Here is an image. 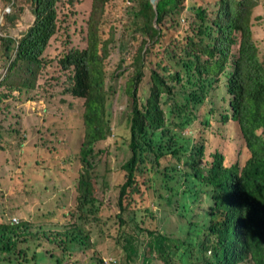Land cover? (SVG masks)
Masks as SVG:
<instances>
[{
    "label": "trees",
    "instance_id": "16d2710c",
    "mask_svg": "<svg viewBox=\"0 0 264 264\" xmlns=\"http://www.w3.org/2000/svg\"><path fill=\"white\" fill-rule=\"evenodd\" d=\"M5 1L14 7L19 0ZM22 1L33 16L32 24L19 38L0 37V56L7 66L0 87L19 93L34 88L49 63L43 54L62 26L61 0ZM110 2L91 0L84 48H68L57 59L67 76L64 92L82 100L81 169L76 186L80 218L87 221L90 215L99 223L114 220L113 229L104 236L121 245L127 261L139 256L136 243L143 233L149 239L144 264L154 255L164 264H264V59L252 29L261 0H213L211 10L192 5L193 21L185 36L180 34L178 16L187 8V0H159L155 8L149 0H134L132 24L126 31L132 32L135 49L128 55L132 71L123 89L129 100V157L121 165L125 181L119 188L118 213L106 206L105 216L104 204L96 205L99 176L95 170L104 153L96 144L111 136L105 61L114 33L104 32ZM66 3L72 6L74 0ZM153 48L159 53L154 61L148 59ZM142 84L147 88L144 97ZM214 98L221 104L216 113L220 123L234 124L242 140V157L230 164L218 151L210 154L211 160L205 159L206 132L194 141L179 136L196 121L198 107ZM213 112L209 108L208 114ZM146 172L156 178L162 175L164 198L171 202L179 197L177 210L183 218L190 217L200 196L210 201L203 213L206 222L193 224V239L190 230V239L180 240L140 226L135 210L152 216L148 208L134 205L136 197L143 196L139 180ZM123 214L135 231L126 230ZM14 225L0 223L2 254L16 249L20 235H32L25 223L23 228ZM70 229L42 236L61 251L68 249L67 242L84 244L81 227Z\"/></svg>",
    "mask_w": 264,
    "mask_h": 264
},
{
    "label": "rangeland",
    "instance_id": "374dc122",
    "mask_svg": "<svg viewBox=\"0 0 264 264\" xmlns=\"http://www.w3.org/2000/svg\"><path fill=\"white\" fill-rule=\"evenodd\" d=\"M213 3V0H187V8L178 16L181 36L187 35L193 21L194 12L189 7L201 5L211 10ZM260 3L254 12L258 18L252 29L264 59V0ZM90 6L91 0H74L72 6L61 0L58 16L62 26L43 54L49 63L39 74L34 88L19 93L0 87V223H13L19 228H23L21 226L25 223L32 233L20 235L16 249L11 253H0V264H96L99 260L102 264H144L142 256L149 240L145 234L140 233L136 243L139 256L127 261L121 245L104 236L113 229L114 220L99 223L88 215L89 219L85 221L77 210L76 186L81 169L78 154L83 138L82 100L64 92L67 76L61 71L57 59L68 48H84ZM134 10V0H111L104 16L105 34L109 31L114 33L105 61V81L110 86L107 106L111 136L96 144L97 150L104 151L95 170L99 176L96 205L99 202L104 204L102 213L105 216L109 212L106 206L112 213H118L119 188L125 181L121 165L129 157V100L123 89L132 71L128 55L135 46L130 38L132 32L126 29L132 24ZM32 22L33 16L25 2L16 1L11 7L5 0H0V37L19 38ZM117 45H121V49ZM157 53L153 48L148 59L154 61ZM118 64L120 68H117ZM6 67L0 56V81ZM141 88V96L144 97L146 85L142 84ZM212 101L198 107L196 121L179 132V136L194 141L201 132H206L205 159L211 160L210 154L218 151L230 164L241 159L242 140L234 124L220 123L216 113L221 111V104L215 98ZM211 107L214 112L209 115ZM162 108L165 110L166 105ZM207 120L208 126L205 125ZM143 177L139 180L143 196L136 197L134 205L136 209L148 208L152 216H143L142 211L135 210L142 221L140 226L156 229L173 239H193L194 228L206 222L203 213L208 211L210 201L204 195L200 196L199 205H192L190 217L183 218L177 210L179 197L171 202L164 198L162 175L157 179L146 172ZM122 217L128 223L126 230L135 231V225L128 216L123 214ZM73 226L81 227L84 244L67 242L66 251H61L42 236L43 233L70 231ZM148 264L164 263L154 255Z\"/></svg>",
    "mask_w": 264,
    "mask_h": 264
},
{
    "label": "water",
    "instance_id": "95a60500",
    "mask_svg": "<svg viewBox=\"0 0 264 264\" xmlns=\"http://www.w3.org/2000/svg\"><path fill=\"white\" fill-rule=\"evenodd\" d=\"M149 1H150V4L153 6V8H155V6L159 0H149Z\"/></svg>",
    "mask_w": 264,
    "mask_h": 264
},
{
    "label": "built area",
    "instance_id": "2783aa9c",
    "mask_svg": "<svg viewBox=\"0 0 264 264\" xmlns=\"http://www.w3.org/2000/svg\"><path fill=\"white\" fill-rule=\"evenodd\" d=\"M14 222H16V221L14 220Z\"/></svg>",
    "mask_w": 264,
    "mask_h": 264
}]
</instances>
